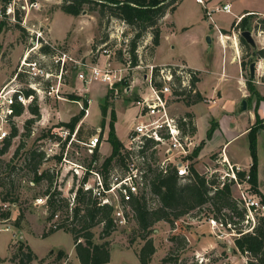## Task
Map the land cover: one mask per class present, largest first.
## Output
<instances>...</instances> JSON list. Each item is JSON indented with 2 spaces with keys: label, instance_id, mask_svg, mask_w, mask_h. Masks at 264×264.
Instances as JSON below:
<instances>
[{
  "label": "rangeland",
  "instance_id": "obj_1",
  "mask_svg": "<svg viewBox=\"0 0 264 264\" xmlns=\"http://www.w3.org/2000/svg\"><path fill=\"white\" fill-rule=\"evenodd\" d=\"M3 1L0 0V87L6 82H11L12 84L20 85L25 91L31 90L34 94L40 117L35 119L36 121L29 127V134L25 135V123L33 116L29 113L28 108L24 110L14 123V127L17 129V136L12 139L8 151L4 155H0V178H4L7 175V165L16 167L10 177L11 187L8 184L7 190L0 188V192L10 191L9 197L17 198L16 204L8 205L10 207L9 221L0 222V264H20L19 258L15 257L18 254L20 244L28 245L34 253L35 259L30 264H80L74 251L73 238L70 233L64 230H57L55 233L47 235L53 222L52 220H47L49 211L45 204L36 202L39 198L46 199L44 192L47 185L45 181H41L36 185L31 183L32 174L22 168L24 158L29 151L34 149L43 153L44 151L48 152V148L52 147V144L58 138H62L61 135L63 136L64 134L60 131V128H62L60 124L68 123L73 116L78 115L81 108L84 107L85 101H87V109L91 102L90 116L86 121L80 120L78 123L80 128L79 130L77 129L78 135H75V137L69 136V139L73 140L72 144L68 147L66 145L63 146L61 153H64L67 148V159L75 160L86 166L89 165L92 159L88 158L81 143L86 141L88 137L98 134L100 139L103 140L101 144V147L103 146L102 152L104 156H107L111 149L109 143H107L111 111L117 112V116L115 113V120L118 125L117 132L116 123H114L116 136L126 141L128 133L136 123L137 109L134 104L140 97H137L138 95L135 92L144 93L145 96H148L150 91L145 83L137 87L138 89L135 88V91L126 92V88L131 85L130 75L133 72L129 70L123 73L126 79L117 87H115V84L110 87L98 81L84 85L77 77L79 73L88 74L86 67L89 64L102 63L103 59L96 50L105 43L112 52L108 59L112 64H107L111 71L116 72L122 68L125 45L116 39L120 38L118 22L112 21L107 24L106 19H100L96 11L89 10V6H86L77 17L67 15L59 8L62 0H35L39 3V10L30 11L25 16L15 12L13 21L12 17L3 16L7 7L6 4L3 12ZM260 2L258 1L256 4H261L259 6L264 8V4ZM197 10L199 14L197 20L195 16L186 19L185 14L188 11H193L195 15ZM200 16L199 7L192 5L191 0H187L177 10L171 20L189 23L187 25L191 26L190 30L183 33L179 32L169 40L163 36L161 59L159 61L169 57L171 54L174 57L183 55L195 61L203 59L204 63H211V58L213 57V70H219L221 52L218 41L215 38V26L222 25L227 27L228 23L231 22V17L222 13L213 14L212 23L207 21L214 27L211 30L204 17L203 19L201 18L203 22L202 20L200 21ZM201 28L205 32H202ZM38 32L42 34V37L49 45H46L44 40L40 38L37 42L36 34ZM130 32L129 29H126L124 35L126 36L129 33L131 36L133 33ZM206 37H212L213 40L208 43ZM60 38L61 40L54 42L55 39ZM144 39L139 42L138 48L142 45ZM171 45L173 48H171ZM42 46L47 47L49 53H43L40 50ZM255 50L259 49L256 48ZM58 51L69 52L72 57H68L80 64L72 63L67 59L64 62L59 88L60 100L52 99L43 94V90L46 87L57 83L54 76L57 74L56 71L59 64H55L54 60L57 58ZM23 59H26L27 62L36 63L38 70L40 66V68L51 72L53 76L48 81L39 80V75L34 78L19 75L14 80V75L18 72ZM98 60L101 61L99 62ZM148 70L145 67L141 68L136 72V77L140 80L142 75L148 73ZM245 72L248 76L249 67ZM213 79L212 75H208L206 84L209 85ZM108 93L110 95L106 102L109 107L106 116L103 117L101 105L104 104ZM80 94H83V96H80ZM69 95L77 96L79 102L68 99ZM171 106L173 114H181L178 110L180 106L183 107L181 102L172 101ZM200 108L198 106L195 110L199 111ZM131 121L132 125L129 128L128 125L130 126ZM11 127L12 125L6 128L7 134H10ZM203 131H205L204 126L200 124L199 134L202 135L203 133L204 136L205 132ZM52 133L57 134L58 138H53L51 136ZM194 142L196 145L184 158V161L187 160L189 164L193 163L194 168L199 173L206 175V177L208 176L207 178L215 175L218 181L222 182L221 180L225 177V174L229 172V166L220 160L219 154H221V150L207 151L206 153H201L200 151L197 157H192L194 149L200 144L198 141ZM244 142L245 138L239 139L237 144L243 145ZM18 148H20L18 155L14 157ZM259 148L260 151H264L263 140ZM54 152H59V149L55 148ZM98 154L99 160L96 162V167L104 159L100 154V147ZM248 155V151L247 153L241 152L242 159L247 160ZM158 157H161L160 152ZM47 169H52L54 173L56 172L54 188L60 191L62 196L68 198L76 190V177L67 173V166L62 168L56 160H48L41 166L39 171ZM8 181L9 179L6 180V182ZM231 193L234 199L238 198L239 192L234 186H231ZM208 206L206 205L202 209L195 210L190 215L177 220L174 224V229L165 222H158L153 226L150 236L153 239L156 252L152 257V264H160L161 259L168 254L170 248L176 247L170 241V237L174 234L183 235L188 242L183 251L178 250L175 252L174 257L177 259V264H247V258L235 250L233 238L236 233L233 230L219 225V222H217V227L211 230L209 221L213 216V212L209 211L210 207ZM20 208L24 212V218L18 226H15L14 221L18 217ZM262 215L264 216V213ZM58 216H60V213ZM260 216L261 214L252 213V216L249 215L248 219L242 222L241 228L244 231H251ZM233 220L237 221V218L234 216ZM198 226L200 227L197 228ZM91 231L94 243L100 244L107 241L109 244L110 261L107 264H139L136 253L140 249L142 242L134 238L136 225L131 216H128L124 226H115L110 236L106 238L102 236L101 225L95 226ZM60 250L64 252V256L58 258V251Z\"/></svg>",
  "mask_w": 264,
  "mask_h": 264
},
{
  "label": "trees",
  "instance_id": "obj_2",
  "mask_svg": "<svg viewBox=\"0 0 264 264\" xmlns=\"http://www.w3.org/2000/svg\"><path fill=\"white\" fill-rule=\"evenodd\" d=\"M182 0H62L60 10L67 15L77 17L89 6L90 11H96L100 19H106V23L115 21L124 27L122 32V43L125 45L126 52L130 56V67L138 65L137 49L139 42L149 33L152 37L151 40V53L154 48L159 44L160 37V21L167 11H174L176 6ZM8 0L3 1L4 7ZM256 26L264 30V18L256 20ZM233 29H239L242 32L248 30L247 17H243L241 21L235 25L232 24ZM126 29H129L133 34L128 33L124 35ZM130 32V33H131ZM127 39V43H124ZM240 43L244 48V54L241 58V67L245 71L249 65L257 59H264V50H255L251 48L242 38ZM40 50L47 54L49 53L47 47H40ZM159 67L153 68V76L156 75ZM198 75V72L196 71ZM251 77L247 78L246 87L249 95L254 96L256 101L255 106V123L250 127L247 140L251 164L248 170L249 184L252 191L261 199L264 204V197L257 188V134L264 129L263 120L257 115V107L259 101L262 99L255 90ZM264 82V75L262 77ZM116 83L115 87L122 84ZM193 82L197 83L198 78H194ZM154 86L158 84L154 83ZM26 95L33 93L31 90L24 91ZM110 93V92H109ZM106 95L105 102L101 105V114L103 117L107 114L109 105L107 98L110 94ZM174 95H184L179 99L184 106H191L203 101L199 92L196 89L194 94L173 92ZM70 100L78 101L77 96L69 95ZM250 100V99H248ZM247 102L249 103V101ZM87 108V102H84V107L78 115L73 116L68 123H61V127H66L70 132H73L82 117L84 116V109ZM23 108L15 106L14 114L21 115ZM29 113L33 116L25 123L26 133L30 132V126L40 117V112L36 104V100L28 106ZM186 122L180 124V129L184 134L193 135L195 133V124L193 116L189 113L183 114ZM115 113L111 111L110 120L108 123L107 143L111 147V152L107 157H103V162L94 168L100 173L103 183L108 186L109 174L114 168H123L129 154L124 150L123 144L117 138L114 128ZM80 128V126H79ZM78 128V130H79ZM217 128V123L211 121L209 128L206 131L205 140H210ZM78 130L76 135H78ZM17 136V129L12 126L10 134L2 141L0 147V155H4L11 145L12 139ZM205 140L194 149L192 157H197L199 152L205 144ZM23 147V145H21ZM20 147V148H21ZM18 148L14 157L18 155ZM143 154L144 151L139 152ZM152 157V154L150 155ZM98 150H95L92 161L95 163L99 160ZM60 156H55L51 160L59 162ZM50 159H45L42 151L34 149L29 151L23 162V169L28 170L32 174L31 183L36 185L41 181L46 182V190L44 196L46 197L45 206L49 211L47 220L53 218L55 214H59V221L56 228L49 229L47 235L55 233L57 230H64L70 233L73 238V246L75 254L80 264H107L110 261V248L107 241L100 244L93 242V233L91 231L97 225L102 226V236L106 238L110 236L115 228V224L111 217L112 207L99 206L95 196L92 195L91 190L84 191L78 187L73 191V206H69L68 199L62 196L61 192L54 188L56 179V172L47 169L39 171L41 166ZM145 171L144 177L147 181V190L142 192L139 196L133 198L129 202L131 210V217L136 225L135 239H139L142 244L136 253L139 264H152V257L156 252V248L151 238L153 226L158 222H165L174 229V224L177 220L190 215L195 210H200L204 206L209 205L210 212L213 216L210 220L219 222L221 226L229 227L236 233L233 238L235 250L242 256L247 258V264H264V216H260L258 222L251 231H244L241 228L242 222L245 220L246 210L233 198L231 193L232 183L226 181L222 187L221 182L218 181L216 176L207 178L206 175L199 173L194 164L189 165V173L186 177H178L173 170H167L162 173L156 167H152L146 159L142 163ZM7 175L0 178V188L7 190V185L11 187L10 177L16 170L15 166L7 165ZM245 172L237 173L238 179H242ZM6 182V180H8ZM86 177L82 179V183L86 181ZM10 191L0 192V222L5 223L10 219L9 204L14 205L17 203L16 197H9ZM62 212V213H61ZM63 215V216H62ZM237 221L233 220V217ZM24 218L22 208L19 210L18 217L14 221V225L18 226ZM240 226V227H239ZM170 241L176 246L170 248L168 254L161 259L160 264H177V259L174 257L175 252L178 250L183 251L187 246L186 238L181 234H174L170 237ZM25 248V250H24ZM64 252L58 251V258L63 257ZM19 258L20 264H30L35 255L31 248L27 245L18 247V254L15 256Z\"/></svg>",
  "mask_w": 264,
  "mask_h": 264
},
{
  "label": "built area",
  "instance_id": "obj_3",
  "mask_svg": "<svg viewBox=\"0 0 264 264\" xmlns=\"http://www.w3.org/2000/svg\"><path fill=\"white\" fill-rule=\"evenodd\" d=\"M195 1L203 5V7L205 6L203 0ZM205 8L206 16L209 19L215 13L230 12L229 4ZM37 10H39L38 1L10 0L7 3L6 12L3 16L12 17L14 21L15 12H19V14H24L25 16L30 11ZM123 29L124 27L122 25L119 26L120 38H116L119 42L122 41L121 35ZM260 34L262 32H259ZM219 37L221 38L222 35H219ZM39 38L44 40L40 32L36 34L37 42ZM44 43L49 45L46 40H44ZM124 43H127V39H124ZM260 47L264 49V38L262 39ZM96 51L100 56H104L107 59L112 55L106 43L98 47ZM57 54V58L54 60V63L60 66L59 73L54 76L57 83L56 85L52 84L46 87L43 90V94L52 99L60 100L59 88L64 62L67 59L72 63L80 64L71 60L63 52L58 51ZM123 55L127 68L135 69L139 67H130V56L126 52V48L123 49ZM86 68L88 74L79 73L77 76L84 85L98 81L111 87L113 84L120 83L123 80V75L111 71L107 64L103 67L92 65ZM153 68V66H148V73L144 75L145 82L148 84L151 93L149 96H144L136 100L134 104L137 109L135 116L136 123L128 133L126 141L123 144L124 150L129 154V158L123 168H114L109 174L108 186L104 185L100 173L94 168L96 165L94 161H91L86 166L75 160L67 159V148L64 153H61L63 146L66 145L68 147L72 144L73 140H70L69 136L75 137L79 125L75 127L76 129L73 132H70L66 127L60 128L61 133H64L63 136L61 135L62 138H58L57 134L52 133L51 136L58 138V140L52 144V147L48 148V152L44 151L45 159H52L55 156L61 157L59 164L62 168L67 166V173L76 177V189L81 187L84 191L91 190L99 206L112 207L111 217L116 226H124L126 224L128 216H131L129 202L147 190V181L144 177L145 171L142 167L145 159L152 167L158 168L162 173L167 172V170H173L181 178L186 177L189 173L190 164L187 160L184 161V158L193 149L195 143L192 135L184 134L181 131L180 124L185 123L186 118L183 115H175L171 112V102H180L178 100L184 97V95H174V91L194 94L196 92V83L193 80L194 78H198V75L196 71L181 64L159 67L155 76H153ZM19 75H26L29 78H34L39 75V80L41 81H48L53 76L51 72L40 68V66L38 70L36 63L27 62L26 59L22 60L18 72L14 75V80ZM154 83L158 84V86H154ZM24 91L20 85L12 84L11 82H6L0 87V143L9 135L7 134L6 128L10 125L14 126L15 121L20 116L14 114L15 106H21L23 108L22 112H24L34 100L33 93L26 95ZM84 112L85 115L88 114V109L85 108ZM102 142L103 140L96 134L88 137L86 141L81 143L88 158L92 159L91 157L95 150L99 149ZM55 148L59 149V152H54ZM141 150L144 151L143 154L139 153ZM159 152L161 154L160 158L158 157ZM151 154L152 157H150ZM223 163L229 166V172L225 174L223 179L221 178L222 182L220 187L228 181L238 190L239 193L236 200L246 210V220L249 215L252 216V213L263 216L264 204L251 189L248 171H244L240 166L230 165L227 161ZM239 172H245L241 180L237 177V173ZM84 177L87 179L82 183ZM73 198L74 193L70 194L67 198L70 207L73 206ZM36 202L45 204L46 199L39 198ZM51 220L53 222L51 227L55 229L59 221L58 214H55ZM209 224L211 230H214L218 225L214 220H210Z\"/></svg>",
  "mask_w": 264,
  "mask_h": 264
},
{
  "label": "crops",
  "instance_id": "obj_4",
  "mask_svg": "<svg viewBox=\"0 0 264 264\" xmlns=\"http://www.w3.org/2000/svg\"><path fill=\"white\" fill-rule=\"evenodd\" d=\"M186 1L187 0H182L176 6L174 11H167L161 19L159 24V44L154 48L152 53L150 50L152 37L149 33L146 35V37H144V42L136 51L138 56L137 66H139L140 68L138 67L135 69H129L126 67L125 63H122V68H120L116 72L123 75V80H125L126 78L124 77L125 75L123 73L126 72V70L133 71L130 75L131 85L130 87L126 88V92H132L135 91V88L138 89L137 87H140V85H144L146 83L144 75H142L140 80L136 77V72H138L143 67L148 69V66L163 67L181 64L185 65L191 70L197 71L198 82L196 83V89L199 92L200 96L203 98V101L191 105L189 107L184 106L182 104L183 107L180 106L178 108V110L181 112V114L179 115L189 113L193 116L196 130L195 133L192 135V138L194 141L198 142L205 140L206 131L209 128L211 121L217 123V128L215 129L212 138L210 140H205V144L201 149V153H206L207 151L213 150H221V154H219V157L222 162L227 161L230 165H237L240 166L244 171H248L251 164L250 155H248L247 160H245L244 158H241V152L244 151L247 153L248 151L249 154L247 134L250 127L253 126L255 123V106L257 100L254 96L251 97L249 95V92L246 87V81L247 78L250 77V75L247 76L246 72L243 71L241 67V58L244 54V48L240 43V33L242 31L239 29H233L232 24L234 23L235 25H237L243 17H247L248 30L246 31H249L251 33L252 39L255 43V49H262L260 45L262 43V39L264 38V30H261L258 28V26H256V20L264 18V8H261L259 6L261 4L257 5L256 3H258V1H261L260 3L264 4V0H203L205 4L204 7L203 5L197 3L195 0H191L192 5L198 6L199 10L201 11L200 21L204 17L206 23H208L207 21H210L212 23V16L211 19L206 16L205 7L213 8L218 5H230V12L221 13L229 15L231 17V22L228 23L227 27L222 25L215 26V38L218 41L221 52L220 67L217 71L213 70V57L211 58V63H204L203 59L195 61L183 55L174 57L171 54L169 57L165 59L162 58L163 60L159 61L161 59L160 55L163 45V36H165V39L169 40L179 32L183 33L190 30L191 26L187 25L189 23H180L179 21L171 20V17L184 3H186ZM198 15V10L196 11L195 15L193 11H188L185 14L186 19L195 16L196 20L198 18ZM168 20L171 21L169 22ZM118 25L121 26L119 23ZM209 26L211 30L212 28H214L211 24H209ZM202 32H205V30L202 29ZM259 32H262V34L259 35ZM219 35H222V37L220 38ZM224 35H226V37H224ZM207 38L209 39V42L207 41ZM59 40H61V38L55 39V41H53L58 42ZM212 40V37H206V41L208 43H210ZM171 48H173L172 45ZM64 53L66 54V56L72 57L70 56L69 52ZM101 57L103 59V64L100 62L101 60H98L100 64L93 63L89 64L88 66L97 65L103 67L106 64H112V62L108 61L109 58L107 59L104 56ZM254 62L256 65L254 77L252 78V84L259 96L262 98L259 101L256 113L259 118L263 120L264 125V82L262 81V77L264 75V59H257ZM59 67L60 66H58V70L56 71L57 74L59 73ZM208 75H212V77L214 78L209 85L206 84V79ZM145 85L148 86L147 83ZM78 91H80V89H78ZM135 93L138 95L137 97L140 98L145 96L144 93ZM150 93L148 94V96L150 95ZM80 96H83V94H80ZM243 100H245L246 102L245 110H241V102ZM247 100L249 101V103L247 102ZM90 104L88 107V114L84 115L81 121H86V119L90 116ZM198 106H200L201 108L199 111H196L195 108H197ZM115 113L117 116V112ZM115 123L117 132V121H115ZM200 124H203L204 126V136L203 133L202 135L199 134ZM131 125L132 121L130 123V126L128 125V127L130 128ZM244 138L245 142L243 143V145L237 144L239 139ZM119 140L122 144L125 143V141H123L122 139ZM262 140L264 141V129L258 132L256 145L257 188L261 196L264 197V151H260L259 148L260 144L262 143ZM102 149L103 146L101 147L100 145V154L103 157H107L110 153L107 156H104ZM199 227L200 226H198L197 228Z\"/></svg>",
  "mask_w": 264,
  "mask_h": 264
},
{
  "label": "water",
  "instance_id": "obj_5",
  "mask_svg": "<svg viewBox=\"0 0 264 264\" xmlns=\"http://www.w3.org/2000/svg\"><path fill=\"white\" fill-rule=\"evenodd\" d=\"M240 37L243 38L245 40V42L251 47L255 49V43L252 39L251 33L249 31H243L240 33ZM207 41L209 42V39L207 38ZM255 62H252L249 65V75L251 78L254 77V73H255ZM246 109V102L245 100H243L241 102V110H245Z\"/></svg>",
  "mask_w": 264,
  "mask_h": 264
}]
</instances>
